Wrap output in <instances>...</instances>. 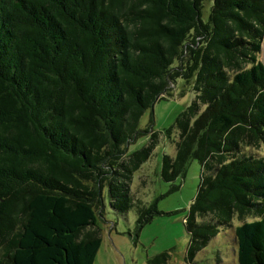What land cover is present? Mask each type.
Masks as SVG:
<instances>
[{"label": "trees", "instance_id": "trees-1", "mask_svg": "<svg viewBox=\"0 0 264 264\" xmlns=\"http://www.w3.org/2000/svg\"><path fill=\"white\" fill-rule=\"evenodd\" d=\"M263 40L264 0H0V264H93L104 188L137 233L160 215L129 193L151 148L125 151L177 79L195 97L160 174L201 167L186 260L230 229L264 264Z\"/></svg>", "mask_w": 264, "mask_h": 264}, {"label": "rangeland", "instance_id": "rangeland-1", "mask_svg": "<svg viewBox=\"0 0 264 264\" xmlns=\"http://www.w3.org/2000/svg\"><path fill=\"white\" fill-rule=\"evenodd\" d=\"M207 16L205 12L203 19ZM258 59L264 64V40ZM171 94L145 111L138 126L142 133L126 146L125 151V155L130 156L151 148L148 159L132 173L129 193L133 201H140L145 206L156 202L160 215L137 233L135 209L124 214L112 211L104 188V208L100 215L96 213L102 242L93 264H145L147 259L163 253L168 254L167 264H237V246L230 229L220 230L193 262L186 260L189 234L183 221L196 196L201 167L196 160H191L184 178L178 177L173 182L164 181L160 173L163 156H175L178 132L172 129L168 134L167 131L173 127L178 114L193 101L192 82L186 84L177 79ZM92 229L87 228L88 231Z\"/></svg>", "mask_w": 264, "mask_h": 264}]
</instances>
